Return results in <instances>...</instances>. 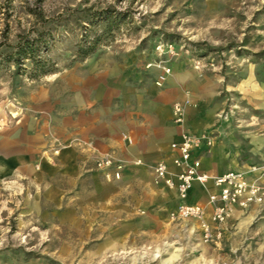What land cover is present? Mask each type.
Segmentation results:
<instances>
[{"label":"rangeland","instance_id":"obj_1","mask_svg":"<svg viewBox=\"0 0 264 264\" xmlns=\"http://www.w3.org/2000/svg\"><path fill=\"white\" fill-rule=\"evenodd\" d=\"M32 11L51 32L40 52L49 71L0 64V264H264V204L204 243L195 222L171 223L176 200L156 183L154 163L138 162L137 174L98 170L95 159L114 154L68 138L84 105L120 116L163 105L179 137L193 135L186 123L198 108L229 130L264 124V0H0V54L41 30ZM108 21L111 35L78 57L81 40ZM205 81L217 95L199 107L193 84ZM72 147L88 153L92 174H50Z\"/></svg>","mask_w":264,"mask_h":264},{"label":"crops","instance_id":"obj_2","mask_svg":"<svg viewBox=\"0 0 264 264\" xmlns=\"http://www.w3.org/2000/svg\"><path fill=\"white\" fill-rule=\"evenodd\" d=\"M215 87V83L209 81L193 84V101L197 102L199 107L208 106L207 104L216 98ZM158 106L160 107L154 113L133 112L120 116L119 111L112 106L108 108L102 106L99 110L95 109L88 113L87 110L91 107L84 105L78 117L70 121L71 130L68 131V138L78 135L84 140H92L100 153L112 152L116 163H122L120 170L115 168V173L118 174H137L143 169L141 166L150 163L156 165L159 162L166 163L168 169L174 172L176 169L173 159L177 153L171 150L170 145L180 141L181 128L172 123L169 109L160 104ZM209 111L212 114L208 113ZM221 124L215 125L213 112L208 107L205 110L194 109L193 117L190 114L187 120L186 126L193 134L199 135L204 131L215 134V142L209 151L206 152L205 147L202 146L194 153V156L201 161L202 172L210 176H219L230 171L248 172L252 166L264 164V124L248 126L243 131L235 128L229 130V125ZM212 128L213 130H210ZM122 133L126 138L121 137ZM87 158L88 153L79 152L73 147L68 148L62 153L56 165L48 166V172L69 176L92 174L90 167L86 168ZM138 162H142V165L139 166ZM112 172L111 174H114V170ZM248 177L252 180L257 174H249ZM259 183L264 186V177L259 179ZM161 187L174 196L176 204L173 209H175L179 203L176 192L167 189L164 185ZM214 191L212 183H208L206 188L194 184L187 201L190 204H199L210 212L208 196ZM205 192L207 197L202 202V194ZM244 212L236 209L233 217L240 216ZM193 226H196L194 222Z\"/></svg>","mask_w":264,"mask_h":264},{"label":"built area","instance_id":"obj_3","mask_svg":"<svg viewBox=\"0 0 264 264\" xmlns=\"http://www.w3.org/2000/svg\"><path fill=\"white\" fill-rule=\"evenodd\" d=\"M168 73L169 70L163 67ZM176 122L181 121V109L176 106L174 110ZM215 141L210 133L190 135L183 133L180 141L170 145L172 151L177 153L173 159L176 171L172 172L164 162L154 167V177L158 184H162L177 194L179 203L170 213L173 223L193 221L197 224L200 238L204 243H219L223 237V227L233 217L234 211H246L253 206L264 204V186L259 179L264 177V164L252 166L248 172L230 171L219 176H210L201 171V161L194 153L202 146L209 151ZM98 170L121 169L115 165L114 156L110 153L102 154L95 159ZM118 174V172L116 173ZM249 174H257L249 179ZM212 183L215 191L208 196L210 212L199 204L188 203V195L194 184L206 188Z\"/></svg>","mask_w":264,"mask_h":264},{"label":"trees","instance_id":"obj_4","mask_svg":"<svg viewBox=\"0 0 264 264\" xmlns=\"http://www.w3.org/2000/svg\"><path fill=\"white\" fill-rule=\"evenodd\" d=\"M30 13L35 17L37 23H41V30L36 31L33 38H29V36H19L16 44L12 46L10 52L0 54V64L13 63L16 66V73L23 74L28 69L25 66V61H27L29 71L33 76H38L46 74L49 71L47 68L48 60L40 56V52L42 51L41 47L44 48V46L47 45L51 32L45 29L46 22L41 13L34 11ZM106 18H109V16L106 15ZM86 19L91 26H94V21L96 19L91 16H88ZM98 20L100 21L101 18ZM112 26V23L108 21L99 35L97 34L93 36L89 41H87L85 36L81 40L83 44L78 48L76 55L83 58L96 51L101 44L102 38L111 35Z\"/></svg>","mask_w":264,"mask_h":264},{"label":"bare ground","instance_id":"obj_5","mask_svg":"<svg viewBox=\"0 0 264 264\" xmlns=\"http://www.w3.org/2000/svg\"><path fill=\"white\" fill-rule=\"evenodd\" d=\"M175 258H176V256L175 255H172L169 260H174Z\"/></svg>","mask_w":264,"mask_h":264}]
</instances>
